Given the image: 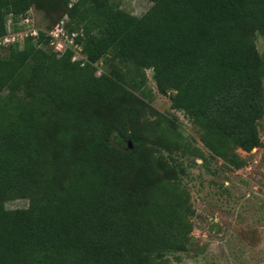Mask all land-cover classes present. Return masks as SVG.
<instances>
[{"label": "trees", "instance_id": "16d2710c", "mask_svg": "<svg viewBox=\"0 0 264 264\" xmlns=\"http://www.w3.org/2000/svg\"><path fill=\"white\" fill-rule=\"evenodd\" d=\"M48 1L0 0V41L24 34ZM60 1L49 30L68 17L78 59L54 51L45 31L0 45V264H169L166 253L189 247L190 195L145 144L152 109L125 85L153 70L205 148L241 169L236 151L261 146L264 58L253 36L264 38V0H150L140 17L112 0ZM104 58L132 72L98 75ZM20 198L28 208L5 209Z\"/></svg>", "mask_w": 264, "mask_h": 264}, {"label": "rangeland", "instance_id": "374dc122", "mask_svg": "<svg viewBox=\"0 0 264 264\" xmlns=\"http://www.w3.org/2000/svg\"><path fill=\"white\" fill-rule=\"evenodd\" d=\"M112 5L140 17L153 3L150 0H112ZM38 6L25 17L29 24L23 31L48 32L65 10L60 0ZM17 37L22 43L24 38ZM253 37L264 58V38L259 33ZM3 54L7 56L8 46ZM113 67L121 72L131 71V65L113 63L109 58L95 65L98 75L110 73ZM131 78L140 85L132 81L125 86L152 109L143 122L148 130L146 135H155L145 144L169 162L179 184L190 195L192 233L188 250L166 253L163 259L169 264H264V115L259 121L261 146L251 153L238 149L239 157L247 162L238 169L205 148L204 131L159 93L153 70L134 71ZM112 142L121 150L126 147V140L117 134L112 136ZM4 206L7 210L26 209L29 201L20 198Z\"/></svg>", "mask_w": 264, "mask_h": 264}, {"label": "built area", "instance_id": "2783aa9c", "mask_svg": "<svg viewBox=\"0 0 264 264\" xmlns=\"http://www.w3.org/2000/svg\"><path fill=\"white\" fill-rule=\"evenodd\" d=\"M68 21V17H66L63 21H61L52 31H48L46 35L50 37V46L54 49L56 52L65 53L68 49H74L76 50V55L74 60H76L78 57H80L79 51L81 52V48L75 43V39L72 38L71 34L66 28ZM27 24H29L28 19H26ZM39 31L34 30L31 33L25 32L24 34H12L8 37L2 39L0 41V45H8L11 43H14L18 40L17 36L21 35V38L33 36L38 37ZM75 34L73 37H76Z\"/></svg>", "mask_w": 264, "mask_h": 264}, {"label": "water", "instance_id": "95a60500", "mask_svg": "<svg viewBox=\"0 0 264 264\" xmlns=\"http://www.w3.org/2000/svg\"><path fill=\"white\" fill-rule=\"evenodd\" d=\"M130 146H131V144H130ZM132 147V146H131Z\"/></svg>", "mask_w": 264, "mask_h": 264}]
</instances>
